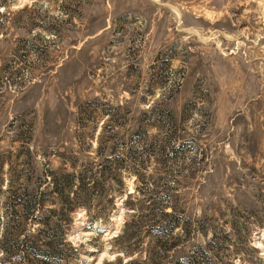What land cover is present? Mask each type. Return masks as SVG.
I'll return each instance as SVG.
<instances>
[{"label": "rangeland", "instance_id": "obj_1", "mask_svg": "<svg viewBox=\"0 0 264 264\" xmlns=\"http://www.w3.org/2000/svg\"><path fill=\"white\" fill-rule=\"evenodd\" d=\"M60 172L81 178L36 215L63 264L144 260L121 233L151 204L191 217L176 254L213 237L209 264H264V0H0V264L37 226L11 195Z\"/></svg>", "mask_w": 264, "mask_h": 264}, {"label": "trees", "instance_id": "obj_2", "mask_svg": "<svg viewBox=\"0 0 264 264\" xmlns=\"http://www.w3.org/2000/svg\"><path fill=\"white\" fill-rule=\"evenodd\" d=\"M58 178L59 180L56 181L54 177L49 178L45 175L40 180L35 193L32 196L29 193L24 194L19 202H15V196L11 195L10 197L13 202L9 204V207L13 209L15 203H19L27 223L35 221L37 225L32 229L23 228L19 231L21 237L15 236L16 238L13 239V243L22 248L23 264H63L66 259L64 255L69 253L74 256L72 248L64 242L61 223L57 220L51 221L50 217L46 215L41 217L36 215L43 208L45 200L48 199L47 192H53L60 202H65L67 199L66 196H63L65 187L77 185L81 178V172L76 174L60 172ZM75 199H80V196L76 194ZM77 201L84 203L80 200ZM135 210V218L124 224L121 237L130 239L135 245L142 231L148 237L150 244L148 243L149 246L146 247L144 260H130L125 264H161L166 259H169L168 264H209L211 252L216 247H220L212 237L204 244H195L189 255L176 254L175 252L180 250L183 240L190 239L194 232L191 217L187 211L185 209L178 211L172 206L170 210H167L166 207L153 204L139 206ZM1 220H3L2 217H0V244L6 243V240L13 237L12 233L6 236L9 229L13 227H10L6 222L2 223ZM141 223L147 226L144 230L139 228ZM132 226L133 229H131ZM178 227L182 233L175 235V230ZM37 241L41 242L37 243ZM4 252H7V248L3 245L1 255Z\"/></svg>", "mask_w": 264, "mask_h": 264}]
</instances>
